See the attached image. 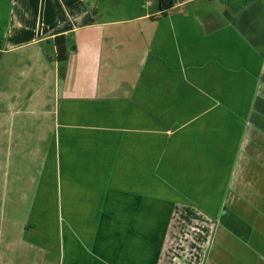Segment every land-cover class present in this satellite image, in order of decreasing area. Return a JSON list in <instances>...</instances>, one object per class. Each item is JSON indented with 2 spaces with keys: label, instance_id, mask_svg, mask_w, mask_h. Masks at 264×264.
<instances>
[{
  "label": "crops",
  "instance_id": "crops-1",
  "mask_svg": "<svg viewBox=\"0 0 264 264\" xmlns=\"http://www.w3.org/2000/svg\"><path fill=\"white\" fill-rule=\"evenodd\" d=\"M140 2L0 0V264H264V0Z\"/></svg>",
  "mask_w": 264,
  "mask_h": 264
},
{
  "label": "rangeland",
  "instance_id": "rangeland-1",
  "mask_svg": "<svg viewBox=\"0 0 264 264\" xmlns=\"http://www.w3.org/2000/svg\"><path fill=\"white\" fill-rule=\"evenodd\" d=\"M102 5L105 8H115L116 12L114 13V15H116V17L128 16L130 13H135L136 11L138 12L139 10H141V8H145V4L143 2L141 3L140 0H103ZM134 7L136 9L133 10ZM105 16L107 17L108 13ZM194 171H197V168L193 167L192 173ZM219 178L222 181V177H219ZM224 179L225 178H223V184H224ZM207 182H209L207 184H210V185H207V186L203 185V187L199 185L194 186L196 184L193 183V186H191V191H190L191 192L190 197L192 200L193 199L199 200V201L205 200V202H211V203L214 202L215 200L214 199V180L212 178L211 181L208 180ZM185 197L187 198V195H185ZM211 211H213V209Z\"/></svg>",
  "mask_w": 264,
  "mask_h": 264
},
{
  "label": "trees",
  "instance_id": "trees-1",
  "mask_svg": "<svg viewBox=\"0 0 264 264\" xmlns=\"http://www.w3.org/2000/svg\"><path fill=\"white\" fill-rule=\"evenodd\" d=\"M158 4H159L158 8L161 11L160 15H163L165 14L166 11H168L172 7L173 0H158ZM55 44L57 47L58 60L62 62L66 61L68 58V48H67L66 37L64 35L56 36Z\"/></svg>",
  "mask_w": 264,
  "mask_h": 264
}]
</instances>
